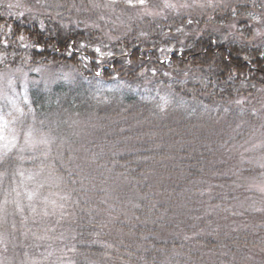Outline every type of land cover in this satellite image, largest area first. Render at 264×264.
<instances>
[{"label":"trees","instance_id":"16d2710c","mask_svg":"<svg viewBox=\"0 0 264 264\" xmlns=\"http://www.w3.org/2000/svg\"><path fill=\"white\" fill-rule=\"evenodd\" d=\"M6 1L0 67L73 75L26 90L30 111L95 125L82 154L76 144L45 154L66 214L29 219L26 238L52 255L19 263L264 264V200L237 177L261 166L226 155L264 132V0L157 16L131 14L127 0ZM11 158L0 161L2 186L18 171Z\"/></svg>","mask_w":264,"mask_h":264},{"label":"rangeland","instance_id":"374dc122","mask_svg":"<svg viewBox=\"0 0 264 264\" xmlns=\"http://www.w3.org/2000/svg\"><path fill=\"white\" fill-rule=\"evenodd\" d=\"M22 2V0L6 1L7 7L26 9ZM156 2L154 5L126 3V8L135 16L145 13L157 16L165 14V11L190 8L194 10V7H200L205 3H225L229 0H156ZM104 5L102 7L106 10L107 4ZM58 79L65 82L73 80L72 71L63 65L52 64L0 67V137H3L0 139V161L5 156L12 155L14 158L11 160L14 159L18 167L16 176L8 185L2 186L0 180V186L3 187L2 190L0 188V264H20L22 255L35 257L40 253L50 252L51 248L49 250L44 247L41 238L37 237V242L30 243V239H27L25 234V231H30V227H27L29 219L55 222L56 218H62L64 213L66 214L64 204H59L61 197H56L49 189L57 186L58 177L52 175L49 167L43 164L47 160L45 154L54 151L58 154L65 146L72 147L74 144L82 154L84 143L91 138L95 129L90 116H78L73 112H66L62 117L54 115L55 117L42 119L40 117L37 120L30 111L28 101L24 97L27 95L26 90L39 83H43L46 89ZM226 155L235 164L249 160L261 166L258 175L238 172L237 177L241 183L256 189L262 202L264 200V132L240 145H232L226 151ZM71 162L76 161L71 158L69 164ZM118 185L116 182H110L109 187ZM111 190L113 191V188L109 193H112ZM2 191H5L4 195ZM238 203L239 208H244L243 203ZM16 215L20 218V225L24 229L20 235H17L12 227ZM25 264H35V260L30 258Z\"/></svg>","mask_w":264,"mask_h":264},{"label":"snow or ice","instance_id":"6c2138e0","mask_svg":"<svg viewBox=\"0 0 264 264\" xmlns=\"http://www.w3.org/2000/svg\"><path fill=\"white\" fill-rule=\"evenodd\" d=\"M127 2L129 4H131L132 3V0H127ZM137 2L142 5V4H144L145 0H137ZM253 3L255 4V0H253ZM233 12L235 13V9H233ZM253 19H255V17H253ZM97 51H99V50L97 49ZM237 103H240V101H237ZM2 138L3 137H0V139H2ZM5 147H7V145Z\"/></svg>","mask_w":264,"mask_h":264}]
</instances>
